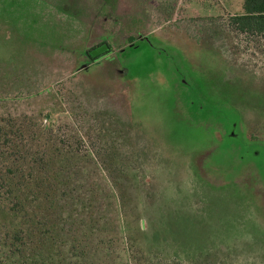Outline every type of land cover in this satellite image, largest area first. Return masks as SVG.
<instances>
[{
	"label": "rangeland",
	"instance_id": "rangeland-1",
	"mask_svg": "<svg viewBox=\"0 0 264 264\" xmlns=\"http://www.w3.org/2000/svg\"><path fill=\"white\" fill-rule=\"evenodd\" d=\"M241 12L242 0H0L12 188L0 237L34 230L25 256L0 249V264H192L213 250L264 264V55L251 78L222 38L196 41L203 19Z\"/></svg>",
	"mask_w": 264,
	"mask_h": 264
},
{
	"label": "trees",
	"instance_id": "trees-1",
	"mask_svg": "<svg viewBox=\"0 0 264 264\" xmlns=\"http://www.w3.org/2000/svg\"><path fill=\"white\" fill-rule=\"evenodd\" d=\"M199 26L203 27L206 36L204 35L199 41L196 39L197 42L213 47L215 38H222L227 44L230 52L229 58L226 59L228 64L231 65L230 67L234 69L238 68L239 71L237 70V72L244 73L251 78H256L253 68L256 66L259 57L262 58L264 55V0H242L241 13L231 14L226 18L207 17L203 19V22L199 23ZM241 42L245 43L242 48H240ZM107 52L108 51L96 54V56L93 55L90 59L93 61ZM240 56H244V60H239L238 63L235 62L237 58L240 59ZM246 57L248 58L247 60H245ZM244 62L248 65L244 64ZM245 69H247V71H245ZM1 156L0 153V211L3 207L5 193L7 190L12 191L11 187L7 188V185H3L2 183V178H5V171L3 169ZM7 172L12 175L17 173V177L15 178H18L19 173L20 176L23 177V171L21 170L19 172L16 168L10 167L7 169ZM19 185L22 187L27 186L25 182H20ZM13 198L15 199V201H13V206L16 207L15 211L19 212L20 216L24 217L26 222L29 223L31 220L33 222L34 215L32 219L28 216V211L17 197V194L14 195ZM171 224L170 226L173 229ZM32 238L34 239V230L29 227L13 231L12 236L6 233L4 237H0V249L3 252V258L12 259L17 256H19V258L25 256L30 248ZM227 255L226 252L223 253L219 250H213L200 252L196 256L191 255L193 257L190 256V260H192V264H234L229 260ZM129 257L131 258V261H129L130 263L141 264L139 260H137L138 258L131 255ZM141 260L144 264H188L180 258L178 254H174L170 258L147 255L142 257Z\"/></svg>",
	"mask_w": 264,
	"mask_h": 264
}]
</instances>
